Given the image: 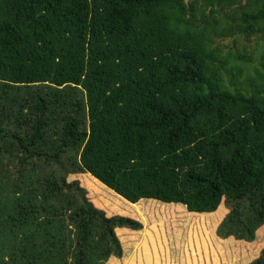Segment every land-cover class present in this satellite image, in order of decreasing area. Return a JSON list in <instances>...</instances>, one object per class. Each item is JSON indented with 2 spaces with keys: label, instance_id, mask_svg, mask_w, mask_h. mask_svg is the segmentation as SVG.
<instances>
[{
  "label": "trees",
  "instance_id": "1",
  "mask_svg": "<svg viewBox=\"0 0 264 264\" xmlns=\"http://www.w3.org/2000/svg\"><path fill=\"white\" fill-rule=\"evenodd\" d=\"M238 38L264 47V0H0V264H172L165 223L181 264H242L234 242L264 225V59L221 46ZM128 216L151 224L131 260Z\"/></svg>",
  "mask_w": 264,
  "mask_h": 264
},
{
  "label": "rangeland",
  "instance_id": "2",
  "mask_svg": "<svg viewBox=\"0 0 264 264\" xmlns=\"http://www.w3.org/2000/svg\"><path fill=\"white\" fill-rule=\"evenodd\" d=\"M238 40L239 42L236 43V48H234L232 39H226V40L220 41V43H221V46L225 47L226 51L229 49V51L231 50L233 52L234 51L236 52L237 50L242 51L245 48L247 51V55H250L252 51H254L252 53V61L250 62L249 65L263 72V68L261 67V59H264L263 41L256 39V38H253L250 41H246L240 38H238ZM86 175L88 174L82 173V174L70 175L68 180L78 181L80 186L86 189L87 196L90 199V201L94 204V206L105 211L108 216H113V215L127 216L121 212L112 210L111 208L113 207L114 200H115L114 194H111L110 192H106L103 190V192L100 191L101 194L98 195L95 192L98 189L92 186L94 188L92 190V187L89 184V181L86 178ZM223 210H224V215L222 216V218L217 222V224L216 223L212 224V226H214L212 229H214L213 231L215 232V236H216L215 239L217 240V241L215 240V242L224 241V239H221L217 236V228L219 227L220 223L222 222V220L225 218V216L229 212L226 206H224ZM128 217L138 220L143 224V229L133 234H131L130 233L131 231L128 229L118 230V235L123 241V243L125 244V247L127 249V251L124 253V259L135 251L132 257L130 258L131 260L137 254L135 249L136 248L137 250L140 249L141 247L140 244L143 241V236L147 233L146 231H148L151 228V224H150V220L147 217L145 218L138 217V216H128ZM119 232H122V234H120ZM164 232L166 233V237H167V247L170 250V258L168 260H172V264L173 262L175 264H181L179 251H176L174 248L175 246L182 243V241L178 239V235L184 232V228L180 226L178 223L177 224L172 223L171 226H168V224L165 223ZM160 236L163 239V233L162 234L160 233ZM141 238H142V241H141ZM237 242H242V241H237ZM237 242H234V244L239 245V248H241L238 256L236 257L237 261L241 260L240 262L242 264L251 263L252 261H254L260 256L261 251L264 249V225L257 231L255 241L251 243H248V242L237 243ZM222 254L223 252H218L219 258H221ZM224 257L225 259L230 261V258L226 255V252H224ZM220 262L221 264H223V260Z\"/></svg>",
  "mask_w": 264,
  "mask_h": 264
},
{
  "label": "crops",
  "instance_id": "3",
  "mask_svg": "<svg viewBox=\"0 0 264 264\" xmlns=\"http://www.w3.org/2000/svg\"><path fill=\"white\" fill-rule=\"evenodd\" d=\"M122 262V261H121ZM120 261H119V263L118 264H122ZM123 263H124V261H123ZM125 264V263H124Z\"/></svg>",
  "mask_w": 264,
  "mask_h": 264
}]
</instances>
